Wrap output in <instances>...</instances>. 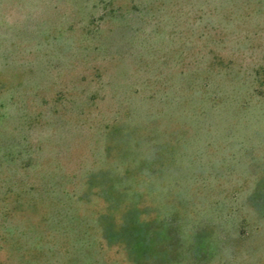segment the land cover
<instances>
[{"label": "rangeland", "instance_id": "374dc122", "mask_svg": "<svg viewBox=\"0 0 264 264\" xmlns=\"http://www.w3.org/2000/svg\"><path fill=\"white\" fill-rule=\"evenodd\" d=\"M0 264H264V0H0Z\"/></svg>", "mask_w": 264, "mask_h": 264}]
</instances>
